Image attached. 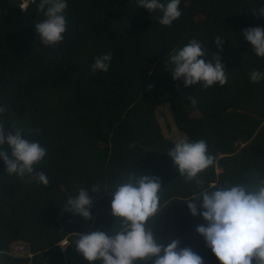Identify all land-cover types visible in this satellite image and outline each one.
I'll use <instances>...</instances> for the list:
<instances>
[{
	"label": "trees",
	"instance_id": "trees-1",
	"mask_svg": "<svg viewBox=\"0 0 264 264\" xmlns=\"http://www.w3.org/2000/svg\"><path fill=\"white\" fill-rule=\"evenodd\" d=\"M25 2L0 0V106L6 108L0 123L6 130L23 128L25 138L46 148L36 170L49 183L6 174L0 158V264H90L75 249L78 233L111 235L115 189L104 190L130 172L160 178L164 207L153 225L160 242L178 239L204 264H220L196 231L206 222L186 202L210 186L264 179V80H250L253 70L264 72V58L243 35L248 27L264 28V16L253 10L264 0H181L182 15L171 26L138 0H67V32L55 48L45 47L35 32V23L45 19L37 11L40 0L27 11L20 7ZM216 36L224 38L222 50ZM191 39L208 50L207 59L222 57L226 85L185 88L172 73L148 72ZM108 53L109 71L93 74L95 58ZM165 104L177 130L190 141L205 140L216 158L200 174L203 187L186 182L168 155L175 143L163 136L155 115ZM93 185L100 191L93 193ZM79 187L94 199L91 220L66 210L67 197L78 195ZM18 242L27 245L23 256L11 253Z\"/></svg>",
	"mask_w": 264,
	"mask_h": 264
},
{
	"label": "clouds",
	"instance_id": "clouds-1",
	"mask_svg": "<svg viewBox=\"0 0 264 264\" xmlns=\"http://www.w3.org/2000/svg\"><path fill=\"white\" fill-rule=\"evenodd\" d=\"M34 2L28 0L20 7L27 11ZM180 3L181 0H138L140 8L162 14L158 22L163 26H171L181 17ZM66 8L67 0H40L37 11L43 13L45 19L35 23V32L45 47L55 48L64 41L68 27ZM253 10L258 16H264V7ZM243 35L251 44L252 51L264 58V28L248 27L243 30ZM214 41L222 50L224 38L216 36ZM207 51L196 39L174 49L166 61L168 67L172 66L173 80L182 81L185 88L199 84L205 90L217 84L226 85L228 75L222 57L212 54V58L207 59ZM111 60V53L97 56L91 65L93 74L108 72ZM250 80L253 83L264 80V72L253 70ZM189 99L193 105L197 103L194 96H189ZM5 112L6 108L0 106V114ZM39 131L28 129L29 133L38 134ZM5 144L10 154L3 148ZM46 154V148L38 141L25 138L23 128L13 125L11 130H6L0 123V158L5 162L6 174L20 178L27 175L47 185L46 174L36 170L44 162ZM168 155L180 176L186 182L195 181L200 187L204 184L200 174L214 166L216 159L205 140L180 139ZM108 188L115 189L110 193L111 211L115 217V226L109 230L111 235L99 230L78 233L75 241V249L90 264L98 260L102 264H144L145 261L152 264H204L203 258L192 248L180 247V240H173L165 246L156 235L154 217L164 207L159 177L130 172L115 187L106 186L104 191ZM91 191L97 193L100 188L93 185ZM93 200L85 188L79 187L78 195L67 197L66 210L91 220ZM186 204L194 217L202 216L206 222V225L197 226L196 231L220 264H264V179L257 184L241 182L210 186L194 193ZM198 208L203 211H198Z\"/></svg>",
	"mask_w": 264,
	"mask_h": 264
},
{
	"label": "rangeland",
	"instance_id": "rangeland-1",
	"mask_svg": "<svg viewBox=\"0 0 264 264\" xmlns=\"http://www.w3.org/2000/svg\"><path fill=\"white\" fill-rule=\"evenodd\" d=\"M170 54L163 59L162 63L158 64L157 66H153V67L150 66L151 68L147 69L148 72L151 73L152 70L156 69L157 70L156 73L160 74V75L171 73L172 66L169 65V67H168V65L166 64V61L168 60ZM197 114L198 113L194 110L191 113V116H194ZM155 115H156V118L160 124V128L162 130L163 136L166 139L172 141L173 143L178 142L180 139H186V137L182 133H180L177 130V128L175 127L173 119H172L170 111H169V108H168V105L165 104L161 107L156 108ZM215 169H216V172H220L219 167H216ZM65 240H63V241H65ZM66 242H68V240ZM68 245H69V243L67 245L61 246V249L64 251ZM26 248H27V245H24V243L18 242L16 244L12 245V252L11 253L14 256H23L26 252Z\"/></svg>",
	"mask_w": 264,
	"mask_h": 264
},
{
	"label": "built area",
	"instance_id": "built-area-1",
	"mask_svg": "<svg viewBox=\"0 0 264 264\" xmlns=\"http://www.w3.org/2000/svg\"><path fill=\"white\" fill-rule=\"evenodd\" d=\"M64 242L68 244V242H66V240Z\"/></svg>",
	"mask_w": 264,
	"mask_h": 264
}]
</instances>
